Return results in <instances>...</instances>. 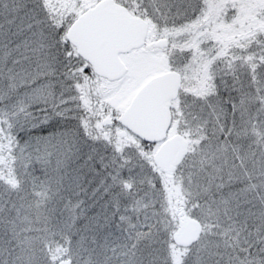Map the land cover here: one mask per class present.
Segmentation results:
<instances>
[{"label": "snow or ice", "instance_id": "6c2138e0", "mask_svg": "<svg viewBox=\"0 0 264 264\" xmlns=\"http://www.w3.org/2000/svg\"><path fill=\"white\" fill-rule=\"evenodd\" d=\"M0 264H264V0H0Z\"/></svg>", "mask_w": 264, "mask_h": 264}]
</instances>
